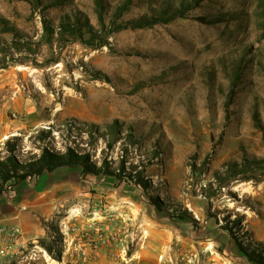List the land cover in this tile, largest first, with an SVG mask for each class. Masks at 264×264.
Segmentation results:
<instances>
[{"label":"rangeland","instance_id":"rangeland-1","mask_svg":"<svg viewBox=\"0 0 264 264\" xmlns=\"http://www.w3.org/2000/svg\"><path fill=\"white\" fill-rule=\"evenodd\" d=\"M183 2L193 6L184 17L117 32L110 46L94 49L78 41L48 45L35 0H0V157L9 155L8 139L17 140L20 162L42 147L71 146L97 165L108 160L117 169L125 159L130 171L139 164L153 184L144 190L128 178L68 166L10 183L3 200L37 222L40 246L56 239L63 255L64 229L87 246L84 264H255L235 238L264 246V180L220 188L212 173L240 160L242 146L264 156L253 117L258 108L264 123V0H133L123 18ZM74 10L98 25L94 0H70L45 14L57 24ZM2 20L32 48L11 45ZM0 261L18 264L17 255Z\"/></svg>","mask_w":264,"mask_h":264},{"label":"trees","instance_id":"trees-1","mask_svg":"<svg viewBox=\"0 0 264 264\" xmlns=\"http://www.w3.org/2000/svg\"><path fill=\"white\" fill-rule=\"evenodd\" d=\"M70 0H53L52 4L43 5L42 0H35V6L41 7V19L43 26L42 38L50 46L56 42L60 44L68 41H78L83 45L94 49L104 46H110V37L120 31L127 29H143L154 27L161 23H169L178 17H184L185 12L192 8L190 3H182V7L178 10L170 11L165 7L161 11L154 10L152 14H144L125 20L123 17L127 13L133 3V0H114L115 4L111 5L108 0H94V9L98 20V25H94L91 19L85 13L74 10L72 13H65L55 24L45 14V10L50 6L57 7L65 5ZM201 0H195L197 4ZM2 32L12 34V44L16 49L32 48V42L24 35L19 28L10 24L8 20H2ZM3 56H7L6 49L2 46ZM5 67V66H2ZM232 79V88L229 94V100L226 102V123L230 122L229 105L233 101L236 94V87L239 82L240 72ZM254 121L256 127L262 131L264 137V123L262 121L258 108L254 112ZM113 130L116 124L110 126ZM130 141L137 145L133 132L129 134ZM17 140L8 139L6 141L7 151L9 155L5 158L0 157V198L6 192L10 183L14 185L25 181L27 178L43 175L46 172H53L61 167H80L85 175H111L119 179L128 178L135 184L141 186L144 190H148L153 184L150 178H146L145 168H140L139 164H132L130 171L127 170V160L123 159L119 168L111 167L108 160H104L102 165H97L91 161V156L87 152H79L67 147L65 152L51 151L48 147H42V152L38 157L28 162H20L14 154L17 149ZM242 158L224 163L223 170H215L212 174L218 181L220 188L227 187L235 180L261 182L264 180V156H251L242 146ZM155 155V152L153 153ZM154 157V156H153ZM204 161L203 164H206ZM202 165L197 166L193 163V171H201ZM152 203L162 208V201L159 197L152 196ZM232 224H238V220ZM234 227V226H233ZM233 227H229L231 234L234 235ZM239 248L245 253L248 259L255 264H264V246L259 244L254 248H248L242 241L235 238ZM56 239L48 243L43 241L42 244L48 253L55 259H61L62 250L55 244Z\"/></svg>","mask_w":264,"mask_h":264},{"label":"crops","instance_id":"crops-1","mask_svg":"<svg viewBox=\"0 0 264 264\" xmlns=\"http://www.w3.org/2000/svg\"><path fill=\"white\" fill-rule=\"evenodd\" d=\"M16 208L10 200H3V196L0 198V224L19 223L23 229L21 236L11 247V255H17L18 264H53L55 259L36 243L35 237H42L43 231L28 213L22 210L18 212Z\"/></svg>","mask_w":264,"mask_h":264},{"label":"built area","instance_id":"built-area-1","mask_svg":"<svg viewBox=\"0 0 264 264\" xmlns=\"http://www.w3.org/2000/svg\"><path fill=\"white\" fill-rule=\"evenodd\" d=\"M19 223L0 224V258L11 254V247L22 234ZM64 237V250L61 259H55L54 264H84L90 257V252L85 244L78 242L69 235L68 231L62 230ZM68 258H67V257Z\"/></svg>","mask_w":264,"mask_h":264},{"label":"bare ground","instance_id":"bare-ground-1","mask_svg":"<svg viewBox=\"0 0 264 264\" xmlns=\"http://www.w3.org/2000/svg\"><path fill=\"white\" fill-rule=\"evenodd\" d=\"M9 136H5V138H8Z\"/></svg>","mask_w":264,"mask_h":264}]
</instances>
